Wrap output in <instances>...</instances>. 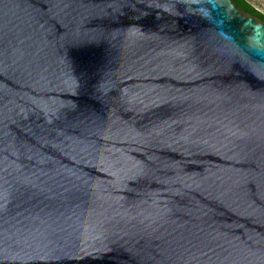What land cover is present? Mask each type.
I'll return each mask as SVG.
<instances>
[{
    "label": "water",
    "instance_id": "obj_1",
    "mask_svg": "<svg viewBox=\"0 0 264 264\" xmlns=\"http://www.w3.org/2000/svg\"><path fill=\"white\" fill-rule=\"evenodd\" d=\"M197 7L0 0V264H264V64Z\"/></svg>",
    "mask_w": 264,
    "mask_h": 264
},
{
    "label": "clouds",
    "instance_id": "obj_2",
    "mask_svg": "<svg viewBox=\"0 0 264 264\" xmlns=\"http://www.w3.org/2000/svg\"><path fill=\"white\" fill-rule=\"evenodd\" d=\"M215 43L238 61L264 64V0H193ZM248 9H251L249 11ZM234 21L239 28L234 30Z\"/></svg>",
    "mask_w": 264,
    "mask_h": 264
},
{
    "label": "trees",
    "instance_id": "obj_3",
    "mask_svg": "<svg viewBox=\"0 0 264 264\" xmlns=\"http://www.w3.org/2000/svg\"><path fill=\"white\" fill-rule=\"evenodd\" d=\"M243 2H244V3H246V2H247V0H243ZM248 10H249V11H251V9H248Z\"/></svg>",
    "mask_w": 264,
    "mask_h": 264
}]
</instances>
